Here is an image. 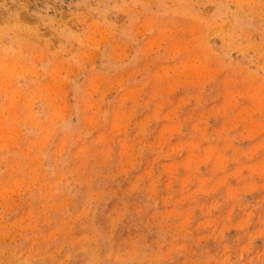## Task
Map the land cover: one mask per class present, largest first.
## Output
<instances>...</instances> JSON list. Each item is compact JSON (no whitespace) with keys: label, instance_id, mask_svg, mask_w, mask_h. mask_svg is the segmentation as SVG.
Here are the masks:
<instances>
[{"label":"rangeland","instance_id":"obj_1","mask_svg":"<svg viewBox=\"0 0 264 264\" xmlns=\"http://www.w3.org/2000/svg\"><path fill=\"white\" fill-rule=\"evenodd\" d=\"M0 264H264V0H0Z\"/></svg>","mask_w":264,"mask_h":264}]
</instances>
